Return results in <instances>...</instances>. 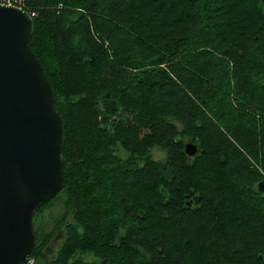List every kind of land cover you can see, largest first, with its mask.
<instances>
[{
	"label": "trees",
	"instance_id": "trees-1",
	"mask_svg": "<svg viewBox=\"0 0 264 264\" xmlns=\"http://www.w3.org/2000/svg\"><path fill=\"white\" fill-rule=\"evenodd\" d=\"M168 1L26 0L66 131L63 189L34 225L56 198L66 210L35 228V264H264V192L244 152L264 165V0ZM99 101L124 112L114 132ZM232 175L229 211L219 188Z\"/></svg>",
	"mask_w": 264,
	"mask_h": 264
},
{
	"label": "water",
	"instance_id": "water-1",
	"mask_svg": "<svg viewBox=\"0 0 264 264\" xmlns=\"http://www.w3.org/2000/svg\"><path fill=\"white\" fill-rule=\"evenodd\" d=\"M33 32L32 15L0 3V264L29 258L37 242L35 213L65 179V122L32 48ZM184 152L192 158L199 146L189 140ZM258 188L264 192V179Z\"/></svg>",
	"mask_w": 264,
	"mask_h": 264
},
{
	"label": "rangeland",
	"instance_id": "rangeland-1",
	"mask_svg": "<svg viewBox=\"0 0 264 264\" xmlns=\"http://www.w3.org/2000/svg\"><path fill=\"white\" fill-rule=\"evenodd\" d=\"M172 1L173 0H169L168 1V4H170ZM230 1H234V0H230ZM63 7H64V5L62 3H60V4L57 5V8L58 9H62ZM93 33H94V31H93ZM96 36L99 37L97 33L95 34V37ZM104 46H105V48H107V51H109V53L113 54L114 51L112 50V48H111V46H110V44H109L108 41L105 42ZM83 72L84 71H79V72L74 73L75 74V77H76L77 74H81ZM97 104H98V109L100 110V113H99V116L98 117H99V120H100L101 127H104L106 129H110L111 132H114V129H113V121H120V120L123 121L125 119L124 112L123 111H120L119 113L110 115L109 113H106L105 112L104 103H102L101 101H99ZM79 110H81V111L76 113V118H78V122L79 123H84V125L83 124H79L78 125V128L81 131H86L87 132L88 129L92 125V118L90 117V114L89 113L88 114H85L86 111L88 110V108H86L84 110H82V109H79ZM77 144H81L80 143V140L77 141ZM166 152H167V150L165 148L161 147L160 145L159 146L156 145L152 149V153H154L153 154L154 157L157 160L161 161V162H164L166 160V157H167V153ZM244 152L250 158L251 162H253V164L255 166L254 168L257 170V173H258L257 174L258 175V178H260L261 180H263L264 179V165H262L258 161L256 162L254 160V158L251 157V155L248 154V152L246 150H244ZM120 155H122L123 157H126L127 156V153H126V151L124 150L123 147H122V150L120 151ZM215 165L216 164H212L211 165V168H214L213 170H215ZM233 177L234 176L232 175L230 178L227 179L228 181L225 183V185L228 187V189H221V188H219V190H221L223 192L222 198L227 199L226 201L225 200L222 201L223 204H220V205H222V208H224V209L225 208H229V211H230V209L231 210L232 209H237V208H231L230 206H232V204L229 201L238 203L237 202V197H236L235 193L233 192L234 189L231 188V186H230V181H231V179ZM222 179H224V178H222ZM257 183H256V187L258 188V184ZM219 190L217 188V192ZM234 196H235V198H234ZM235 206H237L240 209H242L239 206V204L238 205H235ZM65 210H66V208L64 207V203H63L62 199L61 198L54 199L51 202V205L44 207L42 209V211L37 215V218L35 220V223L36 224L34 225L35 228L41 229L42 227H44V223H46L48 226L55 225L57 222L60 221V219H61L62 215L64 214V211ZM217 242L218 243L216 244V247L218 249H220L221 251L223 250V253L228 252V250H226V246L227 245H226V241L224 239H222V240L219 239V240H217ZM61 244H62V242H60L57 245L56 251H54L53 255H56V252H57L59 246H61ZM33 257H34V263L33 264H35L36 258H35V256H31V258H33Z\"/></svg>",
	"mask_w": 264,
	"mask_h": 264
},
{
	"label": "built area",
	"instance_id": "built-area-1",
	"mask_svg": "<svg viewBox=\"0 0 264 264\" xmlns=\"http://www.w3.org/2000/svg\"><path fill=\"white\" fill-rule=\"evenodd\" d=\"M0 3L2 4H7V5H13V6H18L20 8H23L27 10L31 15L37 16L38 12L35 10H30L28 7V3H26V0H0ZM34 263V257L31 258L29 257L24 264H33Z\"/></svg>",
	"mask_w": 264,
	"mask_h": 264
},
{
	"label": "flooded vegetation",
	"instance_id": "flooded-vegetation-1",
	"mask_svg": "<svg viewBox=\"0 0 264 264\" xmlns=\"http://www.w3.org/2000/svg\"><path fill=\"white\" fill-rule=\"evenodd\" d=\"M63 238H64V235H61L60 233H58L57 235H56V238H54L53 240H52V242L50 243V244H48L47 245V247H46V250H45V257L46 256H52L53 255V253H54V251H56V247H57V245L60 243V242H62V240H63Z\"/></svg>",
	"mask_w": 264,
	"mask_h": 264
}]
</instances>
